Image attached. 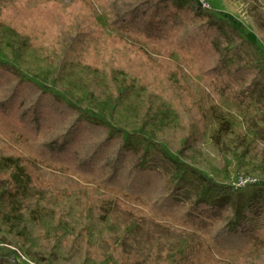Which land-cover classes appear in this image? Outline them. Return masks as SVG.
<instances>
[{"label": "rangeland", "instance_id": "obj_1", "mask_svg": "<svg viewBox=\"0 0 264 264\" xmlns=\"http://www.w3.org/2000/svg\"><path fill=\"white\" fill-rule=\"evenodd\" d=\"M49 1L0 4L1 63L109 126L128 147L159 153L198 193L203 177L219 186L223 191L201 197L229 203L231 221L250 201H264V80L242 103L219 93L190 58L174 54L176 73L164 75L160 52L110 26L99 0H55L69 32L79 22L83 34L72 44L32 47L3 21L13 5L35 9ZM203 8L239 24L243 62L264 79V0H205ZM263 254L264 244L246 254L219 251L141 202L34 160L0 133V264H239Z\"/></svg>", "mask_w": 264, "mask_h": 264}, {"label": "trees", "instance_id": "obj_2", "mask_svg": "<svg viewBox=\"0 0 264 264\" xmlns=\"http://www.w3.org/2000/svg\"><path fill=\"white\" fill-rule=\"evenodd\" d=\"M99 1L110 11V26L136 34L160 52L164 75L176 73L171 57L178 54L190 58L196 73L234 101L243 103L248 94L259 90L264 80L261 71L243 62V32L239 24H230L229 16L224 15L225 20L217 17L197 0L190 4ZM71 12L76 15L77 8ZM2 17L32 47L53 40L72 44L83 34L79 22H75V33L68 31L69 19L55 0L35 9L13 5ZM248 45L259 50L250 41ZM233 56L237 59L228 64ZM195 116L203 122L199 114ZM0 133L34 160L141 202L149 214L195 232L219 251L246 254L264 244V201H250L242 215L231 221L235 217L229 203H210L201 197L209 189L223 191L219 186L203 177L198 180L203 188L198 193L195 183L178 177V169L159 153L128 147L123 136L113 134L109 126L83 117L71 104L1 62ZM238 262L264 264V254Z\"/></svg>", "mask_w": 264, "mask_h": 264}, {"label": "built area", "instance_id": "obj_3", "mask_svg": "<svg viewBox=\"0 0 264 264\" xmlns=\"http://www.w3.org/2000/svg\"><path fill=\"white\" fill-rule=\"evenodd\" d=\"M197 1L202 5V7H204V5H205V0H197ZM17 260H18V261H17L18 263L21 262V260H20L19 258H18ZM15 261H16V260H15ZM31 264H32V263H31Z\"/></svg>", "mask_w": 264, "mask_h": 264}]
</instances>
